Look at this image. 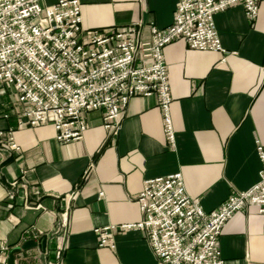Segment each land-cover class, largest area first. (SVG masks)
I'll use <instances>...</instances> for the list:
<instances>
[{
  "label": "crops",
  "instance_id": "crops-1",
  "mask_svg": "<svg viewBox=\"0 0 264 264\" xmlns=\"http://www.w3.org/2000/svg\"><path fill=\"white\" fill-rule=\"evenodd\" d=\"M79 1L86 30L141 20L147 38L149 22L171 25L177 0ZM214 20L226 52L190 49L183 39L164 50L176 150L165 141L154 95L130 99L117 136L95 110L83 136L62 143L50 123L17 128L20 102L4 117L6 96H0V129L12 127L21 146L0 165V237L10 251L28 240L37 243L16 253L15 264H157L143 230H119L114 248L99 246L94 230L140 222L137 196L145 180L181 171L187 194L207 212L232 191L254 185L258 144L264 148V0L255 20L240 5ZM29 228L41 237L26 238ZM219 242L223 264H264L263 218L256 207L248 204L230 217Z\"/></svg>",
  "mask_w": 264,
  "mask_h": 264
},
{
  "label": "built area",
  "instance_id": "built-area-1",
  "mask_svg": "<svg viewBox=\"0 0 264 264\" xmlns=\"http://www.w3.org/2000/svg\"><path fill=\"white\" fill-rule=\"evenodd\" d=\"M261 2L177 0L171 25L159 28L151 21L150 35L144 38L141 20L86 30L79 0H58L52 5H41L40 0H0V86L13 93L2 100L7 110L1 115L13 114L18 101L17 128L50 123L62 143L81 138L89 113L101 110L104 128L117 136L130 99L154 95L165 141L176 150L166 46L183 39L190 49L226 52L215 15L240 5L247 18L255 20ZM20 149L14 129H0V165ZM257 153L260 171L254 185L232 191L224 203L208 212L197 196L187 194L181 171L145 180L137 196L143 219L137 224L95 228L99 246L114 248L119 230L139 228L157 264H223L219 237L230 217L251 204L264 226V148L260 144ZM22 187L28 192L26 184ZM77 194L78 190L71 197ZM24 233L34 240L42 235L36 228ZM9 252L7 241L0 237V264L7 263Z\"/></svg>",
  "mask_w": 264,
  "mask_h": 264
},
{
  "label": "water",
  "instance_id": "water-1",
  "mask_svg": "<svg viewBox=\"0 0 264 264\" xmlns=\"http://www.w3.org/2000/svg\"><path fill=\"white\" fill-rule=\"evenodd\" d=\"M47 241V236L44 235L42 240H41V245L43 247H45ZM36 242H34L33 240H28L26 242H24L20 247H15L13 248L7 258V263L6 264H15V254L20 252L22 249H26V248H30V247H35L36 246Z\"/></svg>",
  "mask_w": 264,
  "mask_h": 264
},
{
  "label": "rangeland",
  "instance_id": "rangeland-1",
  "mask_svg": "<svg viewBox=\"0 0 264 264\" xmlns=\"http://www.w3.org/2000/svg\"><path fill=\"white\" fill-rule=\"evenodd\" d=\"M0 91H1L0 92V96H3V94H4V96H6L4 99H7V98H10V97L13 96V93L12 92H9L7 89L4 90V88L2 86H0Z\"/></svg>",
  "mask_w": 264,
  "mask_h": 264
}]
</instances>
